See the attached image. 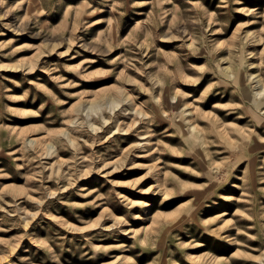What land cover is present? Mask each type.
I'll list each match as a JSON object with an SVG mask.
<instances>
[{"label":"rangeland","instance_id":"374dc122","mask_svg":"<svg viewBox=\"0 0 264 264\" xmlns=\"http://www.w3.org/2000/svg\"><path fill=\"white\" fill-rule=\"evenodd\" d=\"M0 264H264V0H0Z\"/></svg>","mask_w":264,"mask_h":264},{"label":"bare ground","instance_id":"6f19581e","mask_svg":"<svg viewBox=\"0 0 264 264\" xmlns=\"http://www.w3.org/2000/svg\"><path fill=\"white\" fill-rule=\"evenodd\" d=\"M124 198V197H123ZM142 204H145L144 202H142ZM146 205V204H145Z\"/></svg>","mask_w":264,"mask_h":264}]
</instances>
